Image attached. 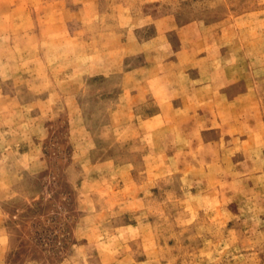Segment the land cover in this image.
Wrapping results in <instances>:
<instances>
[{
  "label": "rangeland",
  "instance_id": "obj_1",
  "mask_svg": "<svg viewBox=\"0 0 264 264\" xmlns=\"http://www.w3.org/2000/svg\"><path fill=\"white\" fill-rule=\"evenodd\" d=\"M0 264H264V0H0Z\"/></svg>",
  "mask_w": 264,
  "mask_h": 264
}]
</instances>
